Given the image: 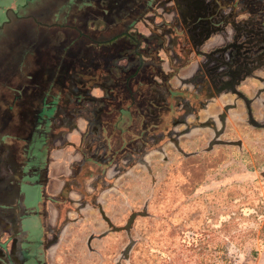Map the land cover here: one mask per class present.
<instances>
[{
    "label": "flooded vegetation",
    "instance_id": "af4514ba",
    "mask_svg": "<svg viewBox=\"0 0 264 264\" xmlns=\"http://www.w3.org/2000/svg\"><path fill=\"white\" fill-rule=\"evenodd\" d=\"M79 4L81 12L65 17L68 24L64 25H44L37 21V15L2 17L0 23L4 39L11 20L15 26L11 36L21 32L24 41H31V33L22 24L26 19L60 31L51 37V42L35 39L25 44V53L33 59L28 68L35 63L33 73L20 83L14 78L22 87L10 96L13 106L32 112L30 122L33 118V126L42 139L43 169H39L38 162L33 170L38 186L43 185L48 139L55 140L73 130L79 118L85 121L77 147L79 164L69 172L60 194L54 199L45 198L52 204L55 217L49 239L24 243L16 232L18 219L6 215L3 219L8 225L7 236L1 243L0 264H46L44 254L52 244L49 241L55 238L62 204L67 203L68 194L79 198L86 194L72 186L88 161L81 147L87 148L85 154L94 162L92 157L96 150L101 151L99 140L105 131L91 120L93 103L95 106L104 97L102 86L86 92L88 100L82 104L83 109L69 104L72 65L81 64L84 56L107 63L112 78L125 80L122 94L127 99V144L123 151L135 140L144 141L149 131L143 130V124L158 134L164 120L170 117L172 127L182 126L184 131L172 140L175 148L176 140L187 135L191 144L206 140L207 152L217 146L236 149L240 155L254 156L252 166L264 168V0H81ZM90 9L96 17L90 16ZM85 10L89 12L85 14ZM159 10L160 15L155 16L158 22L154 23L156 34L139 32L137 25ZM162 15L169 20L164 21ZM87 51L93 52L92 57ZM166 54L169 61L160 62ZM173 80L177 86H172ZM94 89L100 91V96L90 100ZM133 124L140 126L138 131ZM104 222L109 226L107 220Z\"/></svg>",
    "mask_w": 264,
    "mask_h": 264
},
{
    "label": "rangeland",
    "instance_id": "374dc122",
    "mask_svg": "<svg viewBox=\"0 0 264 264\" xmlns=\"http://www.w3.org/2000/svg\"><path fill=\"white\" fill-rule=\"evenodd\" d=\"M80 1L0 0V23L8 9L17 16L37 15L44 25L68 24L63 19L81 12ZM160 13L149 16L137 30L156 34L155 16ZM12 23L7 38L0 35V109L9 101L3 90L17 91L22 84L14 78L20 83L33 73L35 63L28 68L33 59L25 53V44L35 39L51 42L60 33L26 19L22 24L32 42L24 41L21 32L11 36ZM87 53L92 57L93 52ZM166 60L167 54L160 62ZM171 84L177 86V81ZM99 96L94 89L89 99ZM172 120L165 119L158 134L143 124L149 131L144 141L135 140L124 151L103 132L94 162L81 147L88 161L72 186L86 194H68L62 204L55 238L44 254L46 264H252L264 254L258 235L263 217L257 214L264 210V168L252 166L254 156L240 155L236 149L217 146L207 152L206 140L191 144L187 135L176 140L175 148L172 140L184 131L182 126L174 129ZM139 127L133 126L137 131ZM36 201L24 204L36 211ZM132 214L130 227L123 229Z\"/></svg>",
    "mask_w": 264,
    "mask_h": 264
},
{
    "label": "crops",
    "instance_id": "0c3cea01",
    "mask_svg": "<svg viewBox=\"0 0 264 264\" xmlns=\"http://www.w3.org/2000/svg\"><path fill=\"white\" fill-rule=\"evenodd\" d=\"M5 11L9 13L6 14L8 18L17 16L11 10ZM162 17L164 21L169 20L168 16ZM11 95L16 93L5 91L4 100L7 101L9 97V101L0 109V254L1 243L7 236L6 215L18 219L16 232L24 243L29 241L37 244L49 239L55 217L52 204L45 201V198L54 199L59 195L64 180L69 178V172L79 164L81 155L77 147L79 137L85 130V121L79 118L75 121L73 130L60 134L55 140L52 137L48 139L43 185L40 187L33 170L36 171L38 162L39 169H43L42 139L36 133L33 118L30 122L32 112L13 106ZM26 123L27 127L24 126ZM35 198L36 211L25 205ZM26 222L30 224L26 225ZM252 264H264V254L257 255Z\"/></svg>",
    "mask_w": 264,
    "mask_h": 264
},
{
    "label": "trees",
    "instance_id": "16d2710c",
    "mask_svg": "<svg viewBox=\"0 0 264 264\" xmlns=\"http://www.w3.org/2000/svg\"><path fill=\"white\" fill-rule=\"evenodd\" d=\"M72 67L73 81L68 84L69 104L80 110L82 104L88 100L85 95L86 92L93 87L102 86L104 97L99 99L95 106L93 103L91 120H93L92 122L95 121L109 138L115 139L118 149H124L127 144L125 137L127 112L124 105L127 99L122 94L125 92L124 78H112L107 63L100 64L93 59H87L85 56L82 58L81 64L74 63ZM104 78L106 82L103 81ZM117 92L119 94L116 95ZM53 102H56L55 98ZM257 214L263 217L258 235L260 242L264 245V210H259ZM198 263L200 260L197 261Z\"/></svg>",
    "mask_w": 264,
    "mask_h": 264
},
{
    "label": "water",
    "instance_id": "95a60500",
    "mask_svg": "<svg viewBox=\"0 0 264 264\" xmlns=\"http://www.w3.org/2000/svg\"><path fill=\"white\" fill-rule=\"evenodd\" d=\"M100 214H101V212H100ZM101 216H102V214H101ZM134 217H135L134 214H132V215L129 217V219H128V221L126 222V224H125V226H124L123 229L126 230V229H128V228L130 227V225H131V223H132ZM102 218H103V216H102ZM103 220H105V219L103 218Z\"/></svg>",
    "mask_w": 264,
    "mask_h": 264
}]
</instances>
